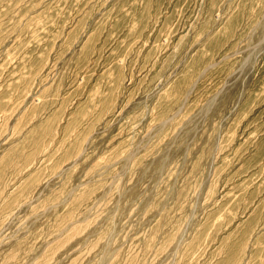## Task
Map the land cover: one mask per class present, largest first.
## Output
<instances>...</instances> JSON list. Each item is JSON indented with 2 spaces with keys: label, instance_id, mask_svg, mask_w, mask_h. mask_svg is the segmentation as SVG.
<instances>
[{
  "label": "rangeland",
  "instance_id": "374dc122",
  "mask_svg": "<svg viewBox=\"0 0 264 264\" xmlns=\"http://www.w3.org/2000/svg\"><path fill=\"white\" fill-rule=\"evenodd\" d=\"M0 264H264V0H0Z\"/></svg>",
  "mask_w": 264,
  "mask_h": 264
}]
</instances>
